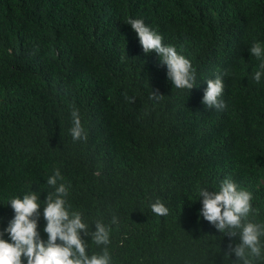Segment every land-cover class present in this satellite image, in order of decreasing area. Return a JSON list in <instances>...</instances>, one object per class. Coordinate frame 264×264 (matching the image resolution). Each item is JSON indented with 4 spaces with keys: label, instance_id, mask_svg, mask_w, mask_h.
<instances>
[{
    "label": "trees",
    "instance_id": "1",
    "mask_svg": "<svg viewBox=\"0 0 264 264\" xmlns=\"http://www.w3.org/2000/svg\"><path fill=\"white\" fill-rule=\"evenodd\" d=\"M128 17L192 62V89L175 88ZM253 42L264 44V0H0V232L14 215L7 197L36 192L47 238V181L59 171L66 205L89 225V255L105 247L91 237L101 222L111 264H243L239 234L203 218L198 192L231 179L252 193L249 218L264 219V75L254 79ZM218 77L223 106L209 107L203 96ZM73 108L86 139L71 135Z\"/></svg>",
    "mask_w": 264,
    "mask_h": 264
},
{
    "label": "clouds",
    "instance_id": "2",
    "mask_svg": "<svg viewBox=\"0 0 264 264\" xmlns=\"http://www.w3.org/2000/svg\"><path fill=\"white\" fill-rule=\"evenodd\" d=\"M131 25L139 38L145 53L156 52L162 63L167 67L168 78L176 89H192L195 86V69L192 62L177 51L173 45H164L162 36L147 25L143 19L128 17L125 21ZM253 56L261 61L260 70L255 72L254 79L261 81L264 75V44L253 42L250 48ZM223 82L218 77L209 80L203 96V103L209 107L221 108L220 99ZM73 139H86L87 133L81 123L79 110L71 112ZM60 173L48 178V184L55 187V194L49 195L43 207V218L46 226L43 239L38 231V217L41 201L39 194L28 192L22 197H7L14 211L7 227L0 232V264H111V256L107 245L110 244V229L101 222L95 225L91 233L95 245H104L100 253L88 254V244L82 238V233L88 235L89 225L82 219L78 211H70L66 205L67 189L63 184L57 186ZM198 195L202 197L201 215L212 223L221 233L231 236L239 234L240 243L233 249L234 255L243 264H254V258L260 257L264 249V219L257 221L252 208V193L225 179L219 190L209 192L201 189ZM155 213L166 215L168 209L157 202L152 205ZM5 236L7 238H5Z\"/></svg>",
    "mask_w": 264,
    "mask_h": 264
}]
</instances>
